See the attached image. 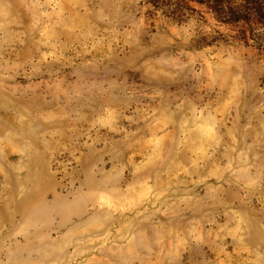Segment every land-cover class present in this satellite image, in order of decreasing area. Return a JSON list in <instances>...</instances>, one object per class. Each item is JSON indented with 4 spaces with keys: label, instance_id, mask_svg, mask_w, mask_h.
Masks as SVG:
<instances>
[{
    "label": "rangeland",
    "instance_id": "1",
    "mask_svg": "<svg viewBox=\"0 0 264 264\" xmlns=\"http://www.w3.org/2000/svg\"><path fill=\"white\" fill-rule=\"evenodd\" d=\"M0 264H264V0H0Z\"/></svg>",
    "mask_w": 264,
    "mask_h": 264
}]
</instances>
